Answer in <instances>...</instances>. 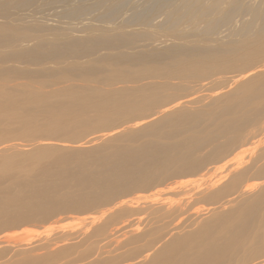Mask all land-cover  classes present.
<instances>
[{
	"label": "bare ground",
	"instance_id": "bare-ground-1",
	"mask_svg": "<svg viewBox=\"0 0 264 264\" xmlns=\"http://www.w3.org/2000/svg\"><path fill=\"white\" fill-rule=\"evenodd\" d=\"M16 124L6 139L56 157L30 172L0 136V187H20L0 197V264H264V0H0V126ZM89 137L126 144H44ZM71 173L79 192L54 193ZM202 173L219 180L181 181ZM62 211L93 213L22 244Z\"/></svg>",
	"mask_w": 264,
	"mask_h": 264
},
{
	"label": "rangeland",
	"instance_id": "rangeland-1",
	"mask_svg": "<svg viewBox=\"0 0 264 264\" xmlns=\"http://www.w3.org/2000/svg\"><path fill=\"white\" fill-rule=\"evenodd\" d=\"M134 30H139V29L134 28V27L126 29V31H134ZM81 36H85V35H81ZM16 113H18V112H16ZM2 120L7 121V123L11 122V121H9V119L3 118V117H2ZM28 129H29V127H22L21 124H16V125H13L10 127L0 126V136L4 137V139H5L4 141H10V143H12L13 145H22L23 146V147H19L17 151L11 152V153L15 154L13 157L14 161H20L21 162V163L17 164L19 167H23L24 169H27L30 172L31 171L42 172V171H45L47 169H52L53 168V165H52L53 164V158L56 156H55L54 152L47 153L51 149L45 148V150H39L38 148H32L31 149V147H29V148L25 147V146L33 145L35 140H8L11 138L12 139H16V138L18 139ZM86 131L87 130L85 128H78L77 130L74 131V133L75 134H78V133L81 134V133H86ZM6 138H8V139H6ZM92 138L93 137H89V138H86L84 140H71L72 142H66V140H65L64 143H66V144H63L62 142H60L62 140H50L51 142H46L44 144L46 146L53 145L54 149L57 148L56 150L66 151L67 152L66 154H77V153H81L83 151L86 152L89 150H96L97 153L99 155H102V156L110 155V154H112V150L116 149V147H118L119 145L126 144V142L122 141V140L119 142H113V143H111V146L113 147V149L104 150V148H100L102 146L101 142L94 143V144H88L90 139H92ZM60 146H65L66 148H63ZM252 147L253 146H246L244 148L247 150V153H246L247 157L252 156L251 154L253 153V150L249 151V149H251ZM80 148H84V149L81 150ZM253 149H254V147H253ZM37 153H47V154H45L41 158H39L36 155ZM51 153H53V156H51V158H50ZM5 158L6 157H3V158L0 157V164L5 163ZM114 158H115L114 156L108 157V163L106 165H98L97 171L103 172L104 170L110 169L112 167V162L114 161ZM68 168H73V166L68 167ZM203 175L204 174L202 173V174H199L197 176H188L186 178H183L181 181L182 182L190 181L193 184L192 187H196V186H201L207 182H209V185H211L214 182H216L217 180H219V178L215 179V175L214 176L208 175L205 177H203ZM56 179L57 178L55 176L48 178L49 181H54ZM58 185H59V187L57 189L53 190V192L56 194H64L67 192H70L72 194H77L79 192L78 188L76 187L74 175L72 173L68 177V185L67 186H65L64 184L62 185L61 182L58 183ZM8 186H9V183H6V184L2 185L0 188L3 189V188H6ZM19 191H20L19 185L12 184L9 187V189L0 190V197L2 198L5 196H8V195H15ZM120 192H125V191H124V189H121L116 194H118ZM156 192H149L146 194H142V195L138 196V198H140V199L145 198V199L141 200V201H143L141 203H144V202L150 203L153 201L154 194ZM129 199H131V198H129ZM177 199L179 200V198H176V200ZM200 206H202V204ZM61 213H62V216H58V218L54 219L53 222L45 225L44 227L38 226L35 224L30 225V226H26L24 228L23 233L21 234L22 244H28V243L35 242V241L39 240L40 238H45L46 235H48V234H51V235L46 237V238H50L51 236L57 235V234H55V232H59V234H60V233H68V232H73V231L79 230V229H81V227L83 225H78V224L81 221H84L87 218H89V216L93 212H91V213L74 212L73 214H68V213H64L62 211ZM6 219L7 218L1 219L0 223H2ZM59 219H61V220H59ZM45 229L46 230L48 229V231H49V229H53V231L48 233V231H46ZM31 230H33V231H31ZM1 255L2 254L0 253V257H1ZM3 260L4 259H0V263L4 262Z\"/></svg>",
	"mask_w": 264,
	"mask_h": 264
}]
</instances>
